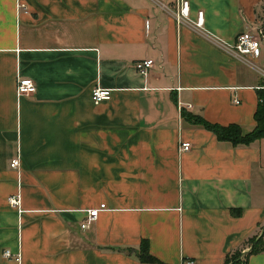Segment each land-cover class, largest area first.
Segmentation results:
<instances>
[{"label":"crops","instance_id":"0c3cea01","mask_svg":"<svg viewBox=\"0 0 264 264\" xmlns=\"http://www.w3.org/2000/svg\"><path fill=\"white\" fill-rule=\"evenodd\" d=\"M186 1L177 22L179 0H0V264H156L141 241L165 264H223L260 232L264 139L231 145L180 110L253 128L264 46L250 64L224 47L264 0ZM95 86L110 97L92 103Z\"/></svg>","mask_w":264,"mask_h":264},{"label":"built area","instance_id":"2783aa9c","mask_svg":"<svg viewBox=\"0 0 264 264\" xmlns=\"http://www.w3.org/2000/svg\"><path fill=\"white\" fill-rule=\"evenodd\" d=\"M188 3L186 0H179L178 10L175 12L174 17L177 22L185 21L187 19ZM192 25L197 29H202V11H197L195 20ZM264 46V19L259 22V24L251 27L248 30L241 31L237 33L232 41V43L224 47L225 50L231 53L234 57L243 59L249 64L257 57L259 47ZM152 65L151 59H141L134 63V69L139 74H145L147 69ZM264 76V72L262 73ZM35 90V85L30 78L23 77L18 78L15 84V93L17 96L33 93ZM110 97V90L107 88L93 87L90 90V100L92 103H98L100 101L106 100ZM189 106V105H186ZM190 148L188 142L179 141L177 145V150L187 151ZM19 166V159L16 156L12 158L9 162L10 168H17ZM9 205L17 207L19 203L18 193L11 195L7 199ZM103 209V205L98 208L89 209L86 211L85 219L80 223V228L87 226L89 222L95 219L99 210ZM264 226V224H263ZM3 257H10L8 250H3L1 252ZM179 264H194V260L191 258H182Z\"/></svg>","mask_w":264,"mask_h":264},{"label":"trees","instance_id":"16d2710c","mask_svg":"<svg viewBox=\"0 0 264 264\" xmlns=\"http://www.w3.org/2000/svg\"><path fill=\"white\" fill-rule=\"evenodd\" d=\"M181 114L193 123L200 124L204 129L211 132L217 140L229 142L231 145H247L255 140L264 139V80L263 88L257 91V103L253 112L254 126L249 131H242L237 124L219 125L209 123L200 117ZM264 253V226L256 235L248 237L240 246L228 251L224 255L223 264H246L250 255ZM137 259L144 263L165 264L148 253L146 242L139 245L136 251Z\"/></svg>","mask_w":264,"mask_h":264}]
</instances>
